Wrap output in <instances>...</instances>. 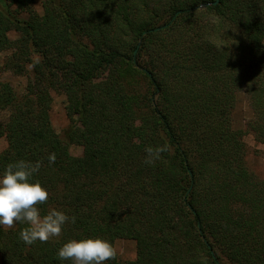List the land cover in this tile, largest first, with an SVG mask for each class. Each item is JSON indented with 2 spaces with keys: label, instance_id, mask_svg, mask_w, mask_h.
<instances>
[{
  "label": "trees",
  "instance_id": "trees-1",
  "mask_svg": "<svg viewBox=\"0 0 264 264\" xmlns=\"http://www.w3.org/2000/svg\"><path fill=\"white\" fill-rule=\"evenodd\" d=\"M214 1L43 0L40 14L36 0H0V73H28L22 95L0 79V175L41 161V214L76 218L32 245L27 225L0 226V264H71L58 249L85 237L136 241L135 260L105 264H264V180L232 126L244 90L264 143V0ZM52 91L67 99L63 134ZM164 144L145 164L146 147Z\"/></svg>",
  "mask_w": 264,
  "mask_h": 264
},
{
  "label": "clouds",
  "instance_id": "clouds-1",
  "mask_svg": "<svg viewBox=\"0 0 264 264\" xmlns=\"http://www.w3.org/2000/svg\"><path fill=\"white\" fill-rule=\"evenodd\" d=\"M167 151H170L167 144L146 147L144 163L152 165ZM55 160V153H50L48 162L52 164ZM40 167L41 161L18 160L9 163L0 175V226L11 229L17 222L27 225L19 233V238L27 245L60 237L65 223L69 220L75 223L76 219L55 208L41 214L38 206L47 202L49 193L39 181H31ZM117 255L118 250L113 243L101 237L70 239L57 252L60 260L71 261V264H105ZM129 258L135 260L137 257Z\"/></svg>",
  "mask_w": 264,
  "mask_h": 264
},
{
  "label": "rangeland",
  "instance_id": "rangeland-1",
  "mask_svg": "<svg viewBox=\"0 0 264 264\" xmlns=\"http://www.w3.org/2000/svg\"><path fill=\"white\" fill-rule=\"evenodd\" d=\"M43 0H36L34 9L40 14H43L42 7ZM206 5H199L195 9H203ZM26 16V13H24ZM208 16V15H207ZM12 38H16L18 34L15 31L10 33ZM264 42V41H263ZM9 54L4 52L0 54V64ZM30 69V67H29ZM0 79L9 81L13 84L19 95L26 92L28 81L27 74H16L12 70H2ZM53 102L51 107V120L55 130L63 134V131L70 125V119L66 112L67 99L65 94L52 91ZM10 114V109H0V120L6 122ZM254 118V110L249 102L248 96L244 90L238 92L235 107L232 112V126L236 129L244 131V140L247 143V165L249 170L259 179L264 180V143L256 140L254 134L250 131L249 122ZM8 147V141L5 135L0 136V153ZM70 151L73 155H81L83 153V146L79 144H70ZM7 229V228H6ZM118 250V258L121 261L130 260V256L137 255V245L134 239L118 238L114 245ZM1 261V257H0Z\"/></svg>",
  "mask_w": 264,
  "mask_h": 264
},
{
  "label": "water",
  "instance_id": "water-1",
  "mask_svg": "<svg viewBox=\"0 0 264 264\" xmlns=\"http://www.w3.org/2000/svg\"><path fill=\"white\" fill-rule=\"evenodd\" d=\"M218 0L214 1L213 3H217ZM203 5H206V4H203Z\"/></svg>",
  "mask_w": 264,
  "mask_h": 264
}]
</instances>
